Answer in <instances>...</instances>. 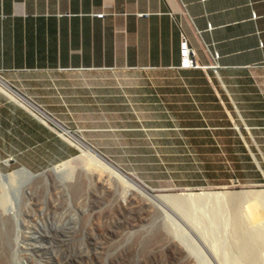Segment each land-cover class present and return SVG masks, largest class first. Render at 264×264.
I'll return each mask as SVG.
<instances>
[{
  "label": "rangeland",
  "instance_id": "obj_1",
  "mask_svg": "<svg viewBox=\"0 0 264 264\" xmlns=\"http://www.w3.org/2000/svg\"><path fill=\"white\" fill-rule=\"evenodd\" d=\"M212 73L219 91L239 101L240 106L229 99L235 133L179 128L205 122L185 116L194 110L187 107V91L180 85L187 75L180 70L88 73L97 110L93 115L88 109L87 125L101 128L87 132L92 148H73L55 163L33 158L40 162L0 164L6 174L0 177V229L9 236L10 264H60L64 258L67 264H189L194 257L202 264H234L238 209L223 192L264 190V66L241 71L232 86ZM211 114L209 125L229 122L218 111ZM24 167L32 174L14 173ZM216 191L222 194L189 209L172 203L175 194ZM96 211L103 212L100 227L120 235L106 251L97 242ZM263 220L247 225L264 228ZM161 236L163 242L156 244ZM62 242L68 248L62 250Z\"/></svg>",
  "mask_w": 264,
  "mask_h": 264
},
{
  "label": "crops",
  "instance_id": "obj_2",
  "mask_svg": "<svg viewBox=\"0 0 264 264\" xmlns=\"http://www.w3.org/2000/svg\"><path fill=\"white\" fill-rule=\"evenodd\" d=\"M183 37L198 68H177ZM260 66L264 0H0V164L55 163L73 148H92L87 132L101 129L87 125L88 109L97 110L87 88L92 71L180 70L194 110L185 116L205 122L179 128L235 133L229 99L239 101L219 91L212 70L232 86ZM212 111L228 125H209Z\"/></svg>",
  "mask_w": 264,
  "mask_h": 264
},
{
  "label": "bare ground",
  "instance_id": "obj_3",
  "mask_svg": "<svg viewBox=\"0 0 264 264\" xmlns=\"http://www.w3.org/2000/svg\"><path fill=\"white\" fill-rule=\"evenodd\" d=\"M18 171H24L30 174V172L25 167L20 170L15 171L14 173H18ZM2 173L3 172L0 171V174ZM10 176L12 177V174ZM218 194H222V192L220 191L199 192L198 194L182 193L180 195H176V194L172 195L171 198H172V203L174 204V206L181 210V209H189L196 202H198L199 200H203L205 197L212 196V195L216 196ZM223 194L225 198L226 196L228 197L227 202L233 204L238 209L235 211V221H236L235 225L236 226H235L234 238H233V244H234L233 249L234 250L236 249L235 251H237L235 258L233 260L234 264H264V259H263L264 228L258 226L257 224L254 226V228H250L247 225V222L249 221L250 223V220L251 221H254L255 219L262 220L264 218L262 216L264 214V190H248V191H242V192L224 191ZM134 202L136 203V201H133V203ZM138 203H140V201H137V204ZM137 204H136V207L138 208V206L140 205L137 206ZM128 209L129 208H127V210ZM102 214H103L102 211H96V213L94 214L96 218L95 224L97 225L98 228L100 227V225H102L99 221L100 218L102 217ZM260 216H262L263 218L260 219ZM144 217L145 215L140 216V218H144ZM99 229L101 230H98L99 237L97 239V242H99V245L102 247V251L104 250L106 251V249L109 247L110 240L119 238L120 235L118 233L115 234L110 231H107L106 229H103L101 227ZM8 234H10V231L8 232ZM8 238L9 236L5 234L4 231H1L0 229V264H10V258L8 254V250L10 249L9 248L10 242L8 241ZM162 238L163 236H161V238H158L159 240L156 241V244H159V243L161 244L163 242ZM66 245L67 244H65V242H62L61 249L64 250L67 247ZM59 262L60 264H67V261H65V258L63 260H59ZM188 262L189 264H202L197 257H194V259L189 260Z\"/></svg>",
  "mask_w": 264,
  "mask_h": 264
},
{
  "label": "built area",
  "instance_id": "obj_4",
  "mask_svg": "<svg viewBox=\"0 0 264 264\" xmlns=\"http://www.w3.org/2000/svg\"><path fill=\"white\" fill-rule=\"evenodd\" d=\"M104 14H98L102 17ZM199 64L196 61L195 50L188 44L185 37L182 39L181 43V63L177 67L179 69H191L198 68ZM264 259V254H263Z\"/></svg>",
  "mask_w": 264,
  "mask_h": 264
},
{
  "label": "water",
  "instance_id": "obj_5",
  "mask_svg": "<svg viewBox=\"0 0 264 264\" xmlns=\"http://www.w3.org/2000/svg\"><path fill=\"white\" fill-rule=\"evenodd\" d=\"M237 128L239 129V127H237ZM250 153L252 154V157H253V159H254L256 165L258 166V168L262 170L261 165H260V163H259L257 157L255 156V154H254L251 150H250ZM25 168H26V167H25ZM52 169H53V170H56V169H58V168H56V167L53 166ZM27 170L30 172V174H32L31 170H29L28 168H27ZM1 176L4 177V176H6V174H3V173H2V174H0V177H1Z\"/></svg>",
  "mask_w": 264,
  "mask_h": 264
}]
</instances>
